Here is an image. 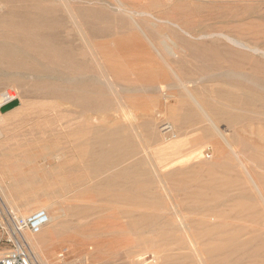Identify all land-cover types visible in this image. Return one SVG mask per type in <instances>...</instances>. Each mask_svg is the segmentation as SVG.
Wrapping results in <instances>:
<instances>
[{
	"label": "rangeland",
	"instance_id": "obj_1",
	"mask_svg": "<svg viewBox=\"0 0 264 264\" xmlns=\"http://www.w3.org/2000/svg\"><path fill=\"white\" fill-rule=\"evenodd\" d=\"M39 6L50 8L41 20L21 22L37 19ZM100 9L112 18L110 35L95 36L80 25V14ZM51 17L64 18L72 49H79L66 72L97 80L87 90L77 87L97 97L80 108L41 92L24 96L23 88H32L30 75L6 67L0 54V106L5 90L17 94L14 103L0 107V241L6 238V210L27 215L46 206L64 220L56 239L71 235L75 251H66L63 242L52 257L47 229L27 234L38 264H200L189 253V238L206 248L204 264L220 258L264 264V0H0V44L13 42L26 24L43 32ZM137 37L145 47L121 45ZM171 40L176 55L166 50ZM228 70L249 80H226ZM228 112L236 118L226 119ZM109 134L129 137L131 151L101 156L99 138ZM179 138L180 152L163 154L160 141ZM41 169L53 176L35 177ZM24 174L29 177L20 179ZM108 175L116 177L119 193L138 183L140 198L99 195L112 190L99 184ZM142 213L153 218L128 224ZM176 213L184 229L169 227L183 245L166 250L165 222ZM254 234V242L233 243ZM222 239L225 252L210 254ZM129 249L140 256L127 259Z\"/></svg>",
	"mask_w": 264,
	"mask_h": 264
},
{
	"label": "bare ground",
	"instance_id": "obj_2",
	"mask_svg": "<svg viewBox=\"0 0 264 264\" xmlns=\"http://www.w3.org/2000/svg\"><path fill=\"white\" fill-rule=\"evenodd\" d=\"M44 8L50 9L49 6H45V7L39 6L37 19H30L28 17H24V18H22L21 22H25L28 24L29 21L32 22V21H36V20H41L42 18H39V17L42 15ZM93 11H95V9ZM80 15H81L82 21H81V24H80V22H79V24L85 26L86 29L88 30V32H90L92 35L106 36V35H110L113 32L112 18L110 17L109 13H105L104 11H102L100 9L96 12L91 13V14L82 13ZM46 20L48 23V27L46 29H44L43 32H41V31L39 32V29L34 30L31 27L29 28L26 24L25 26H23L22 30L20 31L19 36L17 38H15V40L13 42H5L4 41L3 43L0 44V54L3 56V58L6 61L5 62L6 67H9V68H12V69H15L18 71H22L23 73H27L30 75L29 77H31L30 81L32 84V88L30 90H26L25 88H23V95L24 96H33L34 94L41 92V95H43V96L62 97V98L69 99L73 104H75L76 106H78L80 108L90 106L93 103V99L96 100L97 96L95 94H88V91H86L87 89L85 88V86H96V85H98L99 82L95 79H92V78L89 79L88 77L83 78V79L82 78L78 79L77 77H75V78L71 77L70 78V76L68 75V73L66 71L68 69V66H73L71 58L77 53V51L79 49H75V52L72 49L73 48L72 47V41L69 39V34H68V30H67L66 22L64 21V18L51 17V18L46 19ZM100 21H101V23H100ZM229 21H231V20H229ZM120 25L124 26L123 28H126L128 26V23L124 20H121ZM41 35H43V36H41ZM181 41L184 45L188 46L190 50L192 49L191 48L192 46H190V44L188 45L187 42H183V40H181ZM171 42H172L171 43L172 46L170 44H166V47L168 48L166 50H169L172 54L176 55V51L174 50V48L178 47V45H177V43H175L172 40H171ZM121 45H123L124 47L125 46L128 47V46L133 45V47H135L137 50H139L142 46L145 47L144 46L145 44L143 43V41L138 37L136 38V41H133L132 43L128 44L126 41H124L121 43ZM209 50H212V49H209ZM212 51H215V50H212ZM229 51L232 54H235V55L237 54V52H235L233 50H229ZM16 56L18 57L17 59L15 58ZM27 58L30 59L29 62H26ZM227 72L228 73L222 75V77L226 80L231 81V82H235L237 84H243L249 80L248 79L249 76L245 77L246 75L242 76L239 74L231 73V72H229V70ZM221 73H223V72H221ZM117 74H119V73H117ZM210 76H211V74H210ZM51 77L52 78H55V77L58 78V80L60 82L57 83V82L50 81ZM118 79H119V77H118ZM127 79H125V80H127ZM246 79H248V80H246ZM122 80H124V79H122ZM136 82H137V79H136ZM260 83H262V82H260ZM79 86H80V88L84 87L86 90L77 88ZM261 88H262V86H261ZM263 88H264V86H263ZM77 90H80V92H78ZM6 91H8V94L11 97L17 98V94L14 91H9L8 89L2 93L3 96L5 95ZM185 91L187 92V95L191 96V94H190L191 92L189 90L185 89ZM182 96H185V93H184V95L182 94ZM227 97H228V99H232V100H234L236 98V97L234 98V95H231V93H228ZM169 109H170L169 110L170 113L173 112V107L169 108ZM205 115H207V117H209L207 113ZM223 116L228 120H233L234 118H236V115H234L233 113H229V112L224 114ZM209 119H210V117H209ZM151 123L152 122H150V124ZM148 127H150V126H148ZM176 127H177V125H176ZM178 127H181V125ZM214 127H216V125ZM166 129H168V128H166ZM160 130H161V128H160ZM168 132H170V131H168ZM218 132H219V129H218ZM109 135L110 136L99 138V143H98L99 146L98 147H99V154L101 156H103V155L105 156L106 154L112 153L114 151H119L122 154H125V153L131 151L130 149L129 150L127 149V144L130 140L129 137H120L119 138V137L111 136V134H109ZM173 137L175 138L176 135L173 134ZM159 145L161 147L162 152H165L163 154H166V153L174 152V151H175L174 153L180 152L182 143H181V138H179L177 140H173L170 142H166L165 140H161ZM221 145L222 144H220V146ZM224 150H226V149H224ZM235 156H236V154H235ZM106 167L107 166H101L97 169L98 170L101 169V171H102ZM124 171L127 172L128 170L126 169ZM33 175L35 177L50 178L53 176V172L50 170H44V169L42 170L41 169L40 171L33 173ZM249 176H250V181L254 184L255 187H257V184L254 181V179L251 177V175H249ZM27 177H29V175L24 174L20 179L23 180L24 178H27ZM99 184H101L102 187H108L109 189H112L110 191H106L107 193H103L101 191H98L97 193L99 195H104V196H107L108 198H113V199L118 198V197H125L129 200L140 198V194L137 192V190L139 191L141 186L139 187L138 183H136V182H132L131 184L129 182L128 185L125 186L126 190H124V192L122 191L120 193L117 192L118 189H116L117 186H120V185L118 184L115 176H112V175L105 176L100 180ZM132 192L135 194L134 196L132 195ZM123 193H128V194H123ZM141 194L144 195V194H147V192H145V193L141 192ZM262 199H264V198H262ZM41 209H44L48 213L49 222L44 227V229L48 230L47 234L50 237V244L53 245L52 248L54 250L52 251L53 253L51 252V256L54 257L55 248L60 246L63 242H65L67 244L66 247H63L66 249V251L74 252L75 251V247H74L75 243H74L73 237H71V235H69V238L67 236L66 241L62 240L65 237H61L60 238L61 240L56 239V238L60 237L59 234H60L61 229L63 228L64 220L61 218V214L56 213L54 216H51L50 213L47 211L46 206H43V208H41ZM67 210L70 212H83V213H86L88 211L87 209H85L83 207L82 208H71V207H69ZM152 218H153V215H151V214L148 215V214L142 213L136 218L133 217L128 224L132 225L135 223V221L147 222V221L151 220ZM248 219H249V217H248ZM175 223H176L177 227L181 228L182 230L184 229L183 219L179 218L177 216V213L175 214L174 219H172L171 221L169 220V221L165 222L166 228H164L163 235H162V245H165L164 248L166 250H169L172 247L179 249L183 245L182 240L180 238L176 237V234L175 235L172 234L171 231H173V230H172V228L169 227L172 224L175 225ZM68 225H69V227H73L74 223L72 221H69ZM173 232H175V231H173ZM230 236L231 237L227 236L229 240H232L235 237L234 235H230ZM224 238H226V237H224ZM255 238H258V235H256V234L251 235V237H249V239L244 240V242L243 241L237 242L235 240L233 243H236V245H244L248 242L255 240ZM222 240L224 241V239H222ZM223 241H220V242H218L217 245L210 247L209 253L210 254L213 253L214 255L217 253H222V252L224 253L225 250L227 249L228 244L225 243V241L224 242ZM263 242H264V240H262V243ZM43 243H44V241L42 239H40V241H38V243L36 244L37 248L38 247L40 248L41 244H43ZM261 248H264L263 245L261 246ZM188 249H189V253H192V254L194 253V255L198 258V260H197L198 263L204 264V262L206 260H202L200 254H202V251L205 252L206 248L204 250V248H199V246L197 247L193 241V238H189L188 239ZM61 255L63 256L64 253L61 252L59 255H57L56 259H60L59 256H61ZM132 256L139 257L140 254H139V252H136V251L131 250V249L126 250L127 259L131 258ZM227 261L228 260L225 258H220L217 260H207V263L212 262L213 264H226ZM40 262H41V264H45V262H43V260H40Z\"/></svg>",
	"mask_w": 264,
	"mask_h": 264
},
{
	"label": "built area",
	"instance_id": "obj_3",
	"mask_svg": "<svg viewBox=\"0 0 264 264\" xmlns=\"http://www.w3.org/2000/svg\"><path fill=\"white\" fill-rule=\"evenodd\" d=\"M16 99L6 91L1 106ZM5 217L6 238L4 242L0 241V264H38L28 235H37L44 229L49 222L48 213L44 209H37L27 215H18L6 210Z\"/></svg>",
	"mask_w": 264,
	"mask_h": 264
},
{
	"label": "crops",
	"instance_id": "obj_4",
	"mask_svg": "<svg viewBox=\"0 0 264 264\" xmlns=\"http://www.w3.org/2000/svg\"><path fill=\"white\" fill-rule=\"evenodd\" d=\"M14 102H15V100L14 101H11V102H8V103L2 105V107L7 106V105H10L11 103H14Z\"/></svg>",
	"mask_w": 264,
	"mask_h": 264
}]
</instances>
